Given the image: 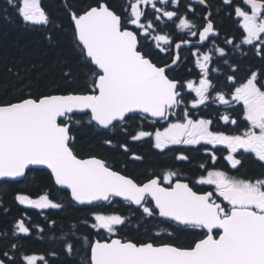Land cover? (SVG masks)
Instances as JSON below:
<instances>
[{
	"label": "snow or ice",
	"instance_id": "obj_1",
	"mask_svg": "<svg viewBox=\"0 0 264 264\" xmlns=\"http://www.w3.org/2000/svg\"><path fill=\"white\" fill-rule=\"evenodd\" d=\"M8 2L24 22L31 25L50 23L41 0ZM223 2L232 5V0ZM243 2L249 10L241 6L234 8L243 29L242 44L252 46L256 54L264 58V0ZM160 3L167 4L168 0H160ZM171 3L176 5L179 0H171ZM198 3L206 5L207 0H198ZM148 5L157 13V20L161 17L168 20L178 18L176 26L189 30L193 37L198 35L201 43L218 35L210 12L204 16L202 30L191 31L196 27L192 21L186 16L178 17L175 11L157 7V0H126L123 8L126 15L117 14L107 0H95L94 4L79 12L70 11L77 47L82 57L94 66L90 86L84 91L55 90L29 95L16 102L0 103V179L22 177L30 165L46 166L55 184L70 190L71 199L79 204L122 197L140 206L148 216L158 214L178 225L203 230L202 238L188 247L170 243H136L120 238L97 239L89 244L88 264H264V177L242 179L218 169H205L206 175H201L195 183L212 185L214 192L194 191L189 183L174 179L177 173L173 171L137 183L114 171L103 159L78 157L71 146L75 140L72 128L81 122L75 119L78 114L88 116L89 124L94 122L104 129L113 126L114 122L125 121L132 113L168 120L174 115L172 110L184 103L181 89L186 88L195 93V98L190 101L192 108L205 104L210 98L222 105L242 104L244 119L250 127L238 135L212 131L211 120L193 119L185 108L183 119L168 123L163 131L157 129L153 133L141 129L131 139L153 137L154 147L160 150L169 145H198L201 142L224 145L228 151L224 159L233 169L241 163L235 155L239 150L252 153L264 162V83L258 80V72L252 71L243 83L236 86L230 93L231 99L226 98L223 91L210 97L209 92L213 89L209 78L212 53H200L197 49L192 55L201 73L198 82L187 80L182 83L170 77L171 66L180 60L179 50L191 42L180 40L175 43L171 64L154 62L143 51L140 37L152 39L155 48L164 53L170 51L165 46H171L173 41L168 34L153 35V21L145 19L144 7ZM226 43L233 44V40L228 39ZM215 51L220 56L225 55L222 47H216ZM64 75L70 77L71 73ZM227 80L234 82L235 77L228 76ZM220 119L225 123H236L227 114ZM105 143L112 142L107 140ZM122 147L128 151L127 145ZM204 150L210 152L208 148ZM133 159L141 157L133 154ZM176 159L186 161L189 157L180 153ZM211 160L213 163L217 160L214 152ZM200 167L205 166L201 164ZM217 197H222V202L218 203ZM15 199L20 204L38 209L62 207L47 194L36 199L18 194ZM153 202L154 207L148 206ZM92 216L95 222L91 228L104 229L113 236L116 226L123 225L126 219L115 213L93 212ZM15 231L28 234L30 228L21 219L17 221ZM11 248L16 249L17 245L12 244ZM66 251L72 253V243H67ZM2 255L7 261H13L7 251ZM22 259L25 264L44 261L43 256L34 254L24 255ZM0 264H6V260L0 259Z\"/></svg>",
	"mask_w": 264,
	"mask_h": 264
},
{
	"label": "trees",
	"instance_id": "obj_2",
	"mask_svg": "<svg viewBox=\"0 0 264 264\" xmlns=\"http://www.w3.org/2000/svg\"><path fill=\"white\" fill-rule=\"evenodd\" d=\"M114 1L107 0L108 3ZM94 3L95 0H41L50 23L31 25L22 20L8 0H0V103L16 102L29 95L55 90L84 91L90 86L94 66L82 57L77 47L69 13L78 12ZM207 5L211 8L210 19L218 32L213 41L218 47L226 48L225 55H218L210 70V78L222 80V83L214 81L216 88H230L231 84L226 83L228 76H234L239 81L254 69H258L264 77V58L256 56L251 47L241 43L243 31L234 13L235 6H242L241 0H232L231 6L224 4L223 0H207ZM195 10L196 24L199 25L206 10L202 6H195ZM228 39H232L233 44L223 43ZM154 54L155 58L150 57L157 64L168 63L172 57L171 54ZM183 62L182 67L169 70L170 77L182 83L198 77L189 54ZM66 72H70L71 76L66 77ZM183 95L184 106L189 97L186 93ZM183 109L174 114L175 118L182 120ZM75 119L81 121L72 128L75 140L71 146L75 153L80 157L98 156L107 161L110 167L136 181L158 174L165 167L176 170L182 178L193 177L200 171L199 162H208L198 149L173 148L159 152L151 148L149 139L130 141L135 131L152 127L136 114L122 123H114L108 129L89 124L88 116L83 114H78ZM107 140L112 143H105ZM123 144L127 145L128 151L123 150ZM175 150L185 153L189 159L175 160ZM132 153L141 159L130 158ZM237 172L244 177H256L264 173V165L245 155ZM17 194H27L32 198L47 194L62 207L46 210L28 208L15 201ZM93 212L124 216L125 223L116 226L115 235L136 243L152 241L188 247L202 238L201 229L175 226L155 217L147 218L139 208L120 200L109 204L76 205L67 191L54 185L47 170L31 168L23 179L0 181V258L5 259L2 255L5 251L17 258L21 254L40 252L52 256L49 258L50 264H88L87 246L95 236L89 227L93 223ZM21 219L32 229L29 235L12 232V226ZM31 226H42L41 234L35 235L36 228ZM67 243L73 244L71 254L66 251ZM12 244H16L17 248L12 249Z\"/></svg>",
	"mask_w": 264,
	"mask_h": 264
},
{
	"label": "flooded vegetation",
	"instance_id": "obj_3",
	"mask_svg": "<svg viewBox=\"0 0 264 264\" xmlns=\"http://www.w3.org/2000/svg\"><path fill=\"white\" fill-rule=\"evenodd\" d=\"M128 2H130V0H128ZM241 3H242V1H241ZM108 4L114 11L117 12V14L126 15V13L123 12V8L126 5V0H115L114 2H112V3L110 2ZM189 5H191V10H189ZM195 6H202V5L196 4V3L192 2L191 0H179V3L176 4V5H173L171 3V0H168L167 4H161L160 0H157V7H163L166 10L175 11V12H177L178 17H180V18L186 16L190 21H192L196 25V27L191 29V31H197L198 32L199 30H202V25L205 23V20H204L205 13L208 10H210V13H211V8L207 4H206V6H202V8H204L206 10V12L203 14V22L201 24L197 25L196 24V15H195V13H196ZM241 7L244 8V10H246V11L249 10L247 7H245L243 5V3H242ZM144 11H145V19L148 18L146 16V14H147L150 17V20L153 21V24L155 26V32H153V35H155V34H168L171 37L172 41H173L171 46H165V47H169L170 51L167 52V53H164V52H161L159 49L155 48V42L153 43L150 38H145V37L142 36L143 40H141V43H142V46H143V51L145 53H147L149 56L155 58L156 55L154 54V52H156V53H158L160 55L161 54L162 55L171 54L173 56L174 53H175L174 45H175V43L179 42L180 40H189L190 42H193V43H198L199 42L198 35L193 37V36H191L189 30H181V29H179L176 26L179 23V19L178 18H173V20H168L166 17H161V19L157 20L156 19L157 13L151 8L150 5L145 6L144 7ZM239 20H240V18L237 17V24H238L239 28L241 29L242 27L240 25ZM130 27H132L133 30H136L134 28V26H130ZM216 36H211L207 41L201 43L200 45L193 44V45H190V46H182V48L179 50L180 58L182 56V59L177 62V64L175 65L174 68L182 67V65L184 63L183 62L184 59L186 57H188V54H189L190 57H191V61L193 63L194 68L197 71L198 70L199 71L197 73L198 78H196V79H188V80H195V81L198 82L201 73H200V69L198 67H196V65H195V57L192 55V53L194 51H196L197 49H199L200 53L211 52L212 53V60H211V62L209 64V69L211 70L213 62L215 61L216 58H218V55H219V53H217L215 51V48L218 47V46L216 45V43L213 44V42H212L216 38ZM144 39H146V40H144ZM223 43H226V41H223ZM247 46L251 47V49L255 53V55L260 57V55L256 54V52L254 51L252 46H250V45H247ZM222 48H224V47H222ZM224 49H225V52H226V48H224ZM171 58H170L169 62L171 61ZM253 71H257L258 72V80L260 82L264 83V77L262 75H260L259 70L258 69H254ZM250 74L251 73H249L245 78H243V79H241L239 81L235 80L234 82H230V81H228L226 79V83L231 84V87L227 88L225 90H218L216 88V86H215L216 82H221L222 83V80H216L215 81V80H213L212 78L209 77L212 80V84L215 87V90L214 89L210 90V92H209L210 97H215V93L217 91H223L225 93V95H226V98L231 99L230 93L234 90L235 86L237 84L243 83L250 76ZM209 75H210V72H209ZM214 81H215V83H214ZM187 92H188V97L191 98V96H192L191 100H193L195 98L194 92H190L189 90ZM188 108H189V114L192 116L193 119L203 118V119L211 120L212 124L210 125V128H211L212 131L224 132L227 135H238V134H241L242 132H244L248 127H250L249 123L244 119V116H243V105L242 104H238V103L232 102V103H230L228 105H222V104H219L218 102H216L214 99L210 98L208 101L205 102V104L199 105L196 108H192L191 107V103L189 102ZM203 111H205V112H203ZM225 114L229 115L230 118L235 119L236 123L235 124H232L230 122L229 123H225L223 120H221L220 117L225 115ZM147 122H149V121H147ZM149 124H151L152 127H149L148 129L145 128V131H149V132H153L154 133L157 129L160 130L162 128V125L159 124V123H150L149 122ZM133 135H135V132H134ZM143 139H149L150 140V144H151V148L154 149V150H157L159 152H164L166 150H171L173 148H177L178 150L179 149H185V148L196 149V150L198 149L200 151L201 155L204 157V159L208 160V162L207 161H205L203 163L199 162V167H200L201 164H203L205 167L204 168L200 167V171L197 174H195L193 177H188V178L183 177L184 179H181L182 175H180L176 170H174L172 168L165 167V168L161 169L158 174L149 175L148 177L144 178V180H142L143 182H145L148 179H150L152 177H155V176L162 177L163 174L165 172H167V171H173V172L177 173V177H175L174 179L178 178V179H181L183 181L188 182L189 185L191 187H193L194 191H197V192L213 191L214 192V186H212V185H199V184L195 183V181L201 175H206V170L205 169H209V170L213 169V168L214 169H218V170L226 172L229 176L236 177V178H242V179H256V178L264 177V173L259 175V176L250 177V178L240 175L237 172V168H238L239 165L235 169H233L230 166L229 162L224 159V157L228 154L227 148L224 145L212 146V145H206V144H204V142H201V144L188 145L186 147H179V146L169 145L166 149L160 150V149H157V148L154 147V139H153V137H144V138H142L140 140H143ZM129 140L130 141H134L131 138ZM140 140H135V141H140ZM205 148H208L210 150V152H205V150H204ZM123 150H124V148H123ZM212 152H214L215 155L217 156V160L215 161V163H213V161L211 160V153ZM133 154H135V153H132L130 155V158H133ZM179 154H180L179 151H177V150L174 151L175 160H177L176 156L179 155ZM183 154H185V153H183ZM135 155H137V154H135ZM235 155H236V158L239 159L241 162H242V159L245 157V155H250L252 157V159H254L255 161H258L259 163L264 165V162H260L258 160V158L255 157L254 154L249 153V152H245L244 150H239V152L236 153ZM177 170H179V169H177ZM165 185H167V184L165 183ZM15 201L18 202L16 199H15ZM217 202L218 203L222 202V197H217ZM223 203L226 204L227 202H223ZM148 206L153 207L152 204H149ZM142 214H143V212H142ZM149 217L157 218L156 214H154L152 216H149ZM31 227L36 228L35 235H38V234L40 235L41 234L40 231L42 230V226H31ZM89 227L91 228V226H89ZM12 229H13L12 232L14 234H16V233H17L16 235L21 234V233H18V232L15 231V226H12ZM91 229L95 233V236L97 237L98 233H99V229H95V230L93 228H91ZM31 231H32V229L30 228V232L28 234H21V235H29L31 233ZM82 244H83V242H82ZM87 248H88V258H89V246H87ZM33 254L37 255V256H43L44 257V261H38L37 264H45V261L47 262V264H50L49 258L52 257V256H46L45 254L40 253V252H30L27 255H33ZM9 256H11V255H9ZM11 257H13V261L12 262L7 261V259L5 258L6 264H25V262L22 259V257H23L22 254L19 255L18 258L15 257V256H11ZM88 258H87V262H88ZM0 259H3V258H0Z\"/></svg>",
	"mask_w": 264,
	"mask_h": 264
},
{
	"label": "water",
	"instance_id": "obj_4",
	"mask_svg": "<svg viewBox=\"0 0 264 264\" xmlns=\"http://www.w3.org/2000/svg\"><path fill=\"white\" fill-rule=\"evenodd\" d=\"M193 2H195V3H197V4H199V5H202V6H205L204 4H200V3H198V0H192ZM244 3V2H243ZM249 7V6H248ZM210 12V10H208L207 11V13H209ZM206 13V14H207ZM205 14V15H206ZM201 42H198L197 44H200ZM169 64H171V62L169 63ZM172 66H174V65H172ZM171 66V67H172ZM29 168H44V169H46V170H48L49 172H50V170L49 169H47L46 168V166H42V165H30L29 166ZM27 170V169H26ZM51 174V173H50ZM23 177V176H22ZM22 177H17V178H15V179H20V178H22ZM3 179H7V180H14V179H11V178H3ZM0 180H2V179H0ZM54 180V179H53ZM59 186V185H58ZM60 188H63V189H67V188H65V187H62V186H59ZM68 190V189H67ZM70 191V190H69ZM118 198H120V199H123L122 197H118ZM77 204H79V203H77ZM114 238H116V237H114Z\"/></svg>",
	"mask_w": 264,
	"mask_h": 264
},
{
	"label": "rangeland",
	"instance_id": "obj_5",
	"mask_svg": "<svg viewBox=\"0 0 264 264\" xmlns=\"http://www.w3.org/2000/svg\"><path fill=\"white\" fill-rule=\"evenodd\" d=\"M167 125H168V124H167ZM167 125H166L165 127H167ZM165 127H164V128H165ZM164 128H163V129H164ZM163 129H160V131H163Z\"/></svg>",
	"mask_w": 264,
	"mask_h": 264
}]
</instances>
